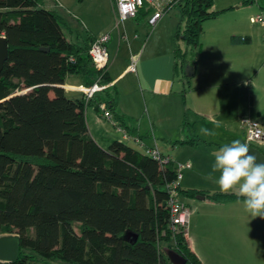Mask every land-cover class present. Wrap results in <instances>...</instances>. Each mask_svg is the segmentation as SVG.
I'll return each mask as SVG.
<instances>
[{
  "label": "trees",
  "instance_id": "obj_1",
  "mask_svg": "<svg viewBox=\"0 0 264 264\" xmlns=\"http://www.w3.org/2000/svg\"><path fill=\"white\" fill-rule=\"evenodd\" d=\"M173 3L181 6L185 22L176 33L175 73L187 77L188 51L178 38L182 32L187 45L200 51L204 21L219 11L212 9L213 0H172L165 10ZM259 4L264 10V0ZM145 5L135 18L153 9ZM1 34L9 56L0 72V234L21 237L19 257L9 264H174L164 248L177 251L185 264H205L182 228L171 227L167 184L177 177L176 164L161 167L119 139L104 148L89 133L86 108L94 104L100 111L105 102L131 134L127 118L117 112L116 86L89 100L66 94L69 73L89 75V84L98 77L101 84L112 81L107 70L92 64L89 48L97 36L74 42L58 12L43 7L42 0H0ZM184 192L217 202L238 199L234 193L179 186L180 195ZM74 221L82 223L80 233ZM128 233L137 238L129 241Z\"/></svg>",
  "mask_w": 264,
  "mask_h": 264
},
{
  "label": "rangeland",
  "instance_id": "obj_2",
  "mask_svg": "<svg viewBox=\"0 0 264 264\" xmlns=\"http://www.w3.org/2000/svg\"><path fill=\"white\" fill-rule=\"evenodd\" d=\"M170 1L161 0L162 8L167 7ZM259 1L213 0L212 9L218 10L219 13L215 17L204 21V32L201 36L202 49L200 51L192 49L184 40L182 32L185 28V22L182 19L181 6L177 3H173L164 10L157 24L149 22V18L154 12V9H152L145 14L140 13L137 18L131 17L124 21L120 20L118 22L119 26L110 0H42V6L58 12L67 36L73 41L105 32L111 33V39L108 42L109 64L114 61L118 54L119 59H122L126 54L133 52L132 50L140 52L145 47L146 51L155 53L171 48L174 51L176 33L178 27L181 26L182 32L178 38V43L183 51H188L187 65L194 68L199 59L213 51V47L216 44L213 43V38L223 39L226 36L223 41H220L224 42V45L220 46L219 59L215 64L220 69L219 71H223L227 75L226 77L217 78L212 90L218 92L225 89L228 90V115L233 127L237 129L238 135H244L245 138V129L242 123L243 117L251 116L257 118L264 128V25L261 22H253L251 19V17L259 13L264 14ZM145 7L147 8L148 6L145 5ZM228 32L246 33L250 36L251 41L241 46L243 47L242 49L235 50L232 48L231 35L229 39ZM225 42L229 44V48L225 46ZM238 71H242V74L237 75ZM181 78L188 79L184 74ZM126 79L122 82L124 83ZM225 80L229 82L226 85L223 84ZM242 84L246 88H243ZM177 85L181 86L182 83L176 81L175 87H178ZM128 89H132V92L138 91L135 83H130ZM247 91L249 92L247 93ZM80 94L81 92H69L68 96L75 97ZM118 94L120 99V91ZM138 95L139 97L135 101L136 103L138 102V106L133 109V113L136 114L134 117L139 118L144 113L149 119L146 107L147 99L142 93L141 96L139 93ZM126 101V98H124L123 102ZM217 103L220 106L219 100ZM157 116L159 117V114ZM90 126L91 132L100 131L103 134L97 136L100 140V145L104 148L109 146L111 138L123 140V135L116 130L113 119L103 117L98 124L94 125L92 123ZM201 127L200 125L199 128ZM147 128V124L142 127L143 130ZM184 136L186 135H182L180 128L173 130L168 135L156 133L158 148L162 153H170L175 163L184 162V156L187 155V146L181 143H176L174 147L172 146V143ZM124 141L144 152V148L133 139H125ZM242 142H245V139ZM260 147L264 150V145ZM181 197L186 199L184 196ZM195 201H197L198 204L196 205L201 214L205 216L203 218L207 222L204 231L208 235L210 233L213 234V240L207 239V241L210 240L211 245L216 250L206 253L209 264H264V219L259 217L252 219L242 209L244 214L242 222L239 221V224L231 225L228 221H221L220 219L218 221L210 218L213 213H220L209 205L210 200L200 199ZM197 206L195 207L197 208ZM193 211H195V208ZM73 227L78 233L82 231V223L78 221L73 222ZM233 228L236 229L237 235L230 237L231 232L229 230ZM216 233L220 234L216 235ZM167 249L169 248H164L165 252H167Z\"/></svg>",
  "mask_w": 264,
  "mask_h": 264
},
{
  "label": "crops",
  "instance_id": "obj_3",
  "mask_svg": "<svg viewBox=\"0 0 264 264\" xmlns=\"http://www.w3.org/2000/svg\"><path fill=\"white\" fill-rule=\"evenodd\" d=\"M110 2L112 4L114 15L117 18L112 0H110ZM153 9L155 12L154 7ZM158 20L155 24H157ZM228 33L229 39L230 35L232 36L240 34L243 36H248L246 33L242 34V32ZM120 37H122V35H120ZM225 38L226 36L223 39H218V37L213 38V43H216L213 47V51L206 55L207 57L204 56L199 59L196 67L193 68V75L190 76L191 78L187 76L188 79H183L181 78L182 75H177L175 73V54L173 48L169 50L163 49L157 53L146 51V47L140 52L131 49L133 52L126 54L124 57H122V59H119L118 54L114 61H112L107 68V71L112 78L111 84L115 85L117 91L119 90L121 94L120 99L118 94L117 112L127 118L126 123L128 126H130L129 130L131 134L128 132L130 135L126 138L124 137L123 132L119 130L117 125L122 126L127 131L128 129L124 124H121V122L117 121L112 115L116 130L120 131L123 135V141L125 139H133L144 148L145 152L146 146H158L156 133H159L160 135H168L173 130L180 128L182 135H186L181 139H196L193 143H184V145L187 146V155L184 156L185 161L176 162L185 163L190 161L191 163L190 167H186L182 170L180 186L183 190L196 189L209 193L220 192L217 184L204 178L212 171V164L214 161L212 153L220 146L230 143L233 140L239 139L242 142L245 139L244 135H238V131L233 127L230 116L228 115V90L225 89L221 92L212 90L217 78H222L223 76L226 77L227 75L225 72L219 71L220 69H218L215 64L219 59L218 55L220 53V46L224 45V42L220 41H223ZM78 41L83 43L84 38L78 39ZM230 42L232 44V48L235 50H240L243 48L241 46L248 44L233 43L232 40ZM228 45L229 44L225 42V46L228 47ZM133 56L137 59L135 71L129 68ZM159 65L160 67H158ZM238 74H242V71H238L237 75ZM127 77L128 79H126ZM125 79L126 81L123 83L122 81ZM90 81H92L90 76H85V74L82 72L69 73L65 78L63 87L65 88L66 94L68 95L69 92H81L77 89L78 86L81 84L90 85ZM176 81H180L182 85H177L178 87H175ZM130 83H135L138 91L135 90L132 92V89H128V85H130ZM227 83H229L228 80H225L223 84L226 85ZM242 86L243 88H246L244 84H242ZM248 92L249 91H247V93ZM138 93L140 96L141 93L144 94L147 99L146 107L149 119H147L144 113L139 118L134 117L136 114L133 113V109L138 106V102H135L139 97ZM82 96H84L83 92H81V94L78 96L72 97L76 98ZM122 98H126L127 101L123 102ZM218 100L220 102V106L217 103ZM157 114H159V117ZM102 118L103 116L101 114V109L98 111L94 104H90L86 108V119L89 133L97 140L99 144L100 140L97 135L103 134L100 131L96 133L91 132L90 125L92 123L94 125L98 124ZM213 121H219L220 127L215 128ZM144 124H147L148 126V128L145 130L142 129ZM200 125L202 127H207L214 130L216 135L210 137L201 135L199 128ZM136 136L140 137V141L136 140ZM111 139L110 140L112 142L116 138ZM172 146L174 147V145ZM167 155L172 158L170 153H167ZM198 195H204V198H201ZM181 196L186 198H183L182 200L190 207V210L192 211L186 230V237L188 239L189 245L205 264H209L206 253L216 250L213 248L214 246L211 245L210 240L207 241V239L213 240V234L210 233V235H208V233L204 231L207 222L206 219L203 218L205 216H203L201 211L198 209V206L196 205L198 203L195 200H210L209 205H211L213 209L220 212L213 213L210 218L218 221L219 219L221 221H228V223L231 225L239 224V221L242 222V217H244L242 212V209H244L242 200L238 198L217 202L201 192L194 196H188L184 192L181 194ZM195 206H197V208ZM194 208L195 211H193ZM229 231L231 232L230 237L237 235L236 229L233 228ZM219 234L220 233H216V235ZM9 263L10 262L8 261L0 260V264Z\"/></svg>",
  "mask_w": 264,
  "mask_h": 264
},
{
  "label": "built area",
  "instance_id": "obj_4",
  "mask_svg": "<svg viewBox=\"0 0 264 264\" xmlns=\"http://www.w3.org/2000/svg\"><path fill=\"white\" fill-rule=\"evenodd\" d=\"M112 3L117 16V24L120 20L124 21L125 19L135 17L139 9L145 5V3H148L150 6L155 8L154 14L149 19L151 24H155L156 21L163 15L166 8H162L161 0H112ZM251 19L253 22H261L264 25L263 13L253 16ZM110 38V33H102L96 37L89 48L92 64L98 70L106 71L108 68L110 62L108 42ZM136 65L137 59L133 56L129 68L135 71ZM110 85H112L111 82L101 84L100 77H98L92 84H81L77 89L83 92L86 100H89L96 91L102 90ZM100 109L103 117L112 119L113 114L107 103H102ZM242 123L245 129V142L254 146L264 145V128L262 127L260 121L257 118L246 116L242 118ZM117 127L123 132L124 137H129L130 134L126 129L119 125H117ZM135 138L137 141H140L139 136H136ZM145 153L158 160L161 167H164L166 164L173 161L169 155L162 153L157 145L146 146ZM175 164L178 171L177 177L167 184L169 191L168 205L170 207V223L172 228H182L184 233H186L191 210L190 207L182 200L179 193V186L182 178V170L186 167H190L191 163L190 161H187L185 163Z\"/></svg>",
  "mask_w": 264,
  "mask_h": 264
},
{
  "label": "clouds",
  "instance_id": "obj_5",
  "mask_svg": "<svg viewBox=\"0 0 264 264\" xmlns=\"http://www.w3.org/2000/svg\"><path fill=\"white\" fill-rule=\"evenodd\" d=\"M213 124L215 128L220 127L219 121H213ZM200 134L210 137L216 132L201 127ZM212 156V171L204 178L217 184L220 192L234 193L240 198L244 211L252 219H264V161H259L250 152L248 143L239 139L220 146Z\"/></svg>",
  "mask_w": 264,
  "mask_h": 264
},
{
  "label": "water",
  "instance_id": "obj_6",
  "mask_svg": "<svg viewBox=\"0 0 264 264\" xmlns=\"http://www.w3.org/2000/svg\"><path fill=\"white\" fill-rule=\"evenodd\" d=\"M44 48V47H43ZM48 49V48H46ZM9 56V43L7 37L5 35H0V72L4 67L5 61ZM185 73L188 77L192 76L194 73L193 67L187 65L185 69ZM250 152L255 154L259 161H264V152L257 146L251 145L249 146ZM201 198H204V195H198ZM134 236V238H132ZM137 238V235L128 233L127 239L129 241H133ZM21 248V237L18 233H3L0 234V260L8 261L10 263L15 262L20 253ZM167 254L169 259L174 264H185L186 259L180 255L174 249H167Z\"/></svg>",
  "mask_w": 264,
  "mask_h": 264
}]
</instances>
